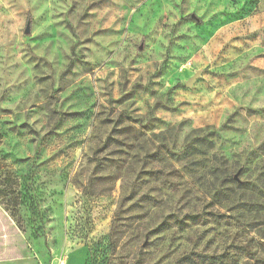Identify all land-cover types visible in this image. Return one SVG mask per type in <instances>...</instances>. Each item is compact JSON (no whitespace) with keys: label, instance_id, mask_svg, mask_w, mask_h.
Returning a JSON list of instances; mask_svg holds the SVG:
<instances>
[{"label":"rangeland","instance_id":"rangeland-1","mask_svg":"<svg viewBox=\"0 0 264 264\" xmlns=\"http://www.w3.org/2000/svg\"><path fill=\"white\" fill-rule=\"evenodd\" d=\"M259 2L0 3V264H264Z\"/></svg>","mask_w":264,"mask_h":264},{"label":"clouds","instance_id":"clouds-1","mask_svg":"<svg viewBox=\"0 0 264 264\" xmlns=\"http://www.w3.org/2000/svg\"><path fill=\"white\" fill-rule=\"evenodd\" d=\"M0 3H4V0H0ZM9 7L7 3L4 4L5 10ZM260 15L264 16V0L259 2ZM17 104H21L23 111L27 112L26 103H23L20 99H14L13 102L7 106L16 108ZM19 112L20 110L17 109ZM3 119V117H0ZM84 135H88L87 132ZM232 139L239 141V144L233 146L228 152L217 149V153L220 157H225L228 159V164L226 167H237L239 166L236 162L239 161L240 164L244 163V157L247 155V150L251 147L256 146V138L259 136L260 140H264V120H253L249 124H242L240 126L239 134H231ZM231 153H238V155L231 156Z\"/></svg>","mask_w":264,"mask_h":264},{"label":"water","instance_id":"water-1","mask_svg":"<svg viewBox=\"0 0 264 264\" xmlns=\"http://www.w3.org/2000/svg\"><path fill=\"white\" fill-rule=\"evenodd\" d=\"M25 33H30V22L27 23V26L25 28ZM199 76V73H196L194 76H192L187 82V86L191 87L193 85V83L195 82V80L197 79V77Z\"/></svg>","mask_w":264,"mask_h":264},{"label":"trees","instance_id":"trees-1","mask_svg":"<svg viewBox=\"0 0 264 264\" xmlns=\"http://www.w3.org/2000/svg\"><path fill=\"white\" fill-rule=\"evenodd\" d=\"M166 222H163V223H161L159 226H158V229H161V230H163V229H166L165 227H166Z\"/></svg>","mask_w":264,"mask_h":264}]
</instances>
